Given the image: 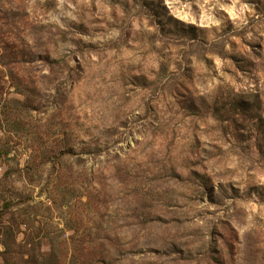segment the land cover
<instances>
[{
	"label": "rangeland",
	"instance_id": "rangeland-1",
	"mask_svg": "<svg viewBox=\"0 0 264 264\" xmlns=\"http://www.w3.org/2000/svg\"><path fill=\"white\" fill-rule=\"evenodd\" d=\"M0 264H264V0H0Z\"/></svg>",
	"mask_w": 264,
	"mask_h": 264
},
{
	"label": "trees",
	"instance_id": "trees-1",
	"mask_svg": "<svg viewBox=\"0 0 264 264\" xmlns=\"http://www.w3.org/2000/svg\"><path fill=\"white\" fill-rule=\"evenodd\" d=\"M2 153H3V151H2Z\"/></svg>",
	"mask_w": 264,
	"mask_h": 264
}]
</instances>
